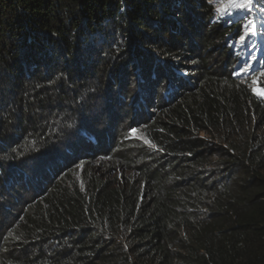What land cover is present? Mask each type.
Segmentation results:
<instances>
[{
  "label": "trees",
  "instance_id": "trees-1",
  "mask_svg": "<svg viewBox=\"0 0 264 264\" xmlns=\"http://www.w3.org/2000/svg\"><path fill=\"white\" fill-rule=\"evenodd\" d=\"M237 25L213 0H0V264H264Z\"/></svg>",
  "mask_w": 264,
  "mask_h": 264
},
{
  "label": "rangeland",
  "instance_id": "rangeland-1",
  "mask_svg": "<svg viewBox=\"0 0 264 264\" xmlns=\"http://www.w3.org/2000/svg\"><path fill=\"white\" fill-rule=\"evenodd\" d=\"M232 2L233 0H213V8L215 20H233L234 25L238 24L237 29L242 34L241 38L247 37L245 43L243 42L245 39L240 41V38H237L234 43L230 41V38L227 41V45L231 49L234 58L238 61L234 68V72L239 76L242 75L238 72H242L244 70V65L248 66L249 62H251L252 64H250V66L252 68H258L261 75L264 76V21L261 18L264 17V13L261 14L262 12L260 11L261 9L264 10V6L262 7V5L257 2L254 3L255 6L250 5V7L246 8L227 7L224 13L217 11L218 8L227 6ZM234 2L240 4L243 3L244 0H234ZM256 7L258 10H256ZM247 75L248 73L243 76ZM250 84L253 90L258 93L259 90L256 87V79H253ZM130 135L133 138L138 137L135 131H131ZM122 176H124V174Z\"/></svg>",
  "mask_w": 264,
  "mask_h": 264
},
{
  "label": "snow or ice",
  "instance_id": "snow-or-ice-1",
  "mask_svg": "<svg viewBox=\"0 0 264 264\" xmlns=\"http://www.w3.org/2000/svg\"><path fill=\"white\" fill-rule=\"evenodd\" d=\"M250 4H251V0H244V2L243 3H240V4L235 3L234 0H233L232 3H230L227 6L218 8L217 11L220 12V13H224L227 10V7H241V8H246V7H249ZM258 94L264 95V91L258 92Z\"/></svg>",
  "mask_w": 264,
  "mask_h": 264
},
{
  "label": "bare ground",
  "instance_id": "bare-ground-1",
  "mask_svg": "<svg viewBox=\"0 0 264 264\" xmlns=\"http://www.w3.org/2000/svg\"><path fill=\"white\" fill-rule=\"evenodd\" d=\"M258 2V4H261L262 5V7L264 6V0H251V6L253 5V6H255L254 5V3H257ZM250 7V6H249ZM254 8V7H253ZM256 10H258V8L256 7ZM262 13L261 14H263L264 13V10L263 9H261L260 10ZM260 11H258V12H260ZM261 17V16H260ZM262 19H263V21H264V17H261ZM255 34V33H254ZM242 39H245V38H240V41L242 40ZM244 43L246 42V41H243ZM260 52H261V50H260ZM250 64H252L251 62L249 63V65ZM247 66V65H244V70L243 71H245V70H248L249 68H250V66ZM242 71V72H243ZM241 71L240 72H238L239 74H241L242 73Z\"/></svg>",
  "mask_w": 264,
  "mask_h": 264
},
{
  "label": "clouds",
  "instance_id": "clouds-1",
  "mask_svg": "<svg viewBox=\"0 0 264 264\" xmlns=\"http://www.w3.org/2000/svg\"><path fill=\"white\" fill-rule=\"evenodd\" d=\"M245 38V37H244ZM247 38V37H246ZM246 41V40H245ZM250 63V62H249ZM250 66V65H249ZM252 69V67L250 66V68L248 69V70H245V71H243L241 74V76H243L244 74H246V73H249L250 72V70Z\"/></svg>",
  "mask_w": 264,
  "mask_h": 264
}]
</instances>
